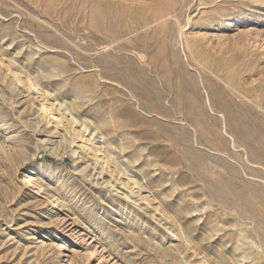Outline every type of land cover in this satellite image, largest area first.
<instances>
[{
	"label": "rangeland",
	"instance_id": "1",
	"mask_svg": "<svg viewBox=\"0 0 264 264\" xmlns=\"http://www.w3.org/2000/svg\"><path fill=\"white\" fill-rule=\"evenodd\" d=\"M257 262L264 0H0V264Z\"/></svg>",
	"mask_w": 264,
	"mask_h": 264
},
{
	"label": "bare ground",
	"instance_id": "2",
	"mask_svg": "<svg viewBox=\"0 0 264 264\" xmlns=\"http://www.w3.org/2000/svg\"><path fill=\"white\" fill-rule=\"evenodd\" d=\"M44 105V104H43ZM43 107V106H42ZM44 108V110H46V111H51V108H49V107H47V106H44L43 107ZM69 110H71V109H69ZM72 111V110H71ZM50 113V112H49ZM52 115H53V113H52ZM54 116V115H53ZM74 119H76V118H74ZM77 120V119H76ZM75 121V120H74ZM88 129H85V131H87ZM82 138H84V137H82ZM89 143V142H88ZM87 146H88V144H87ZM87 146H84V147H87ZM92 146V145H91ZM83 147V148H84ZM78 148V147H77ZM79 150V149H78ZM77 150V151H78ZM76 152V151H75ZM99 152V151H98ZM104 155V154H103ZM106 157V156H105ZM103 159V158H102ZM106 158H104L103 160H105ZM105 163L107 162V161H104ZM32 177V175L31 174H29L28 175V179H30ZM243 243V242H242ZM257 264H258V262H257Z\"/></svg>",
	"mask_w": 264,
	"mask_h": 264
}]
</instances>
